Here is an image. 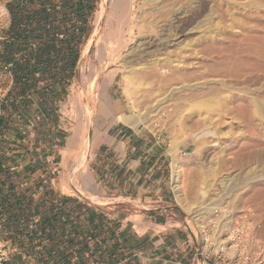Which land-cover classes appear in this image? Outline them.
Masks as SVG:
<instances>
[{
    "label": "rangeland",
    "instance_id": "1",
    "mask_svg": "<svg viewBox=\"0 0 264 264\" xmlns=\"http://www.w3.org/2000/svg\"><path fill=\"white\" fill-rule=\"evenodd\" d=\"M13 1L0 0V52L5 41V33L10 27L9 5ZM89 3L91 9L84 13L82 19L85 23L82 24L83 31L77 43L79 44L77 46L79 63L76 64L73 75L65 85L59 86L58 93L53 92L50 95L46 91L45 94L50 95L47 98L49 104L46 109L49 119L55 124V132L59 131L65 139L64 142H68V147L62 148L60 154L56 156L57 187L71 197L87 199L93 205L102 208L111 201V196L104 192V183L100 182L92 169L91 148L94 139L102 142L108 137V131L111 128L112 131L119 127H126L116 122L121 115L137 118V115H140L139 112L145 114V109L149 108L148 97L145 96L147 84L149 81L157 82L159 76L142 77L139 81L144 85L137 83V94L133 98L129 88L126 89L124 74L135 66L130 62V57L133 55L131 50L136 46L138 36L133 37L128 44H115L108 26L111 14L110 1L104 8L103 0H91ZM203 4H205L204 7L196 11V16L188 17V20L183 21L187 24L182 22L185 26L182 29L188 25L187 28H192V32L181 38L176 36L177 41L173 43L174 45L164 47L163 51L154 52L144 59V63L151 67L153 66L151 63L166 57L172 61L181 60L182 67L178 68V72L174 73L176 77H173L178 79V88L192 87L199 80L205 83L203 85L205 95L198 98L187 97L189 102L182 105L183 116L179 119L182 124L178 123L180 115L175 111L178 106H174L175 101L172 100V96H169L170 102L167 104L169 106L164 108L163 117H154L146 120V123L140 121L138 126L132 129L152 143H158L159 147L157 145L156 148L161 154H166L164 156L167 184L173 192L171 206L177 215V220L178 211L181 213L184 226L195 238L197 264H264V186L256 187V190L250 189L247 193L243 192L244 189L242 190V185L240 186L243 148L245 145L254 148L259 143L257 134L254 135L256 131H253V129L256 130L253 127L255 117L251 116L254 114L252 113L254 107L246 110L244 96L247 88L248 92L251 90L248 94H251L250 99H253L255 95L253 93L257 89L258 62L260 54L264 52V0H204ZM79 21L76 15H69L63 26L67 28ZM176 33L178 34V31ZM102 49H104L103 53ZM6 73H9V70H5L0 61V82L3 87L0 116L15 122L13 129L7 130V137H4L5 132L0 134V146H2L0 165L8 169L13 167V155L5 151L7 148L3 145L15 142L17 135L14 126H18L17 129L21 130L19 126L33 121L34 117L41 116V113L32 110V102H38L40 97L31 93L27 95L26 101L20 100L24 102L21 106L14 105L15 84L13 81L11 86L12 79ZM196 78L197 81H195ZM168 83L172 82L168 80L165 83L166 87L164 86L165 90L160 89V94H156L155 97L163 98L170 95L172 88ZM50 84L51 82L43 81L38 90L46 89ZM190 92L188 89L184 94ZM208 99L215 102L211 112L198 105L199 101ZM133 100L136 104L141 103L143 108L136 110ZM79 103L84 104L86 115L88 111H92V121L94 119L92 127L86 125V115L81 116ZM101 104L106 105L107 110L104 113L97 110L98 105ZM246 111L250 113V116ZM206 116L214 119L212 124L200 123ZM248 121H252L249 122L250 126ZM245 123L250 131L244 127ZM247 132L248 135L245 134ZM243 135H246L244 139ZM72 137L75 145L70 147L69 140ZM87 139L91 142L89 141L86 148L84 146ZM156 148H153L152 152ZM176 162L180 169L178 189L174 171ZM77 165L78 168L84 167L94 180L93 185L86 187L87 190L77 173L74 175L77 177L73 178V171ZM211 168L217 169L214 172L213 169L210 170ZM234 174L238 175H236L238 179L236 178L233 188L227 191L229 196L225 202L221 203L223 209L212 217L215 219L214 224L218 223L217 226H209L205 220L200 222L199 217L188 211V209L196 210L201 204H208L213 198L214 190L220 192L223 190L218 183L228 175ZM74 179L77 185L74 184ZM213 185L216 186L213 187ZM202 193H207L208 199ZM245 217H250V223ZM225 227L229 230L221 234L222 228ZM231 235L239 238L242 236L244 240L246 238V243L243 240V243L237 244L236 247L232 244L224 249L221 241L227 240Z\"/></svg>",
    "mask_w": 264,
    "mask_h": 264
},
{
    "label": "crops",
    "instance_id": "2",
    "mask_svg": "<svg viewBox=\"0 0 264 264\" xmlns=\"http://www.w3.org/2000/svg\"><path fill=\"white\" fill-rule=\"evenodd\" d=\"M78 45H71L67 55L77 51ZM6 74L12 86L13 76ZM37 101L32 102V110L41 116L19 126L21 130L14 126L15 142L3 145L14 161L12 168L0 165V240L12 251L8 264H65L72 255L77 264L74 250L87 244L86 264H197L195 238L184 226L181 213L178 211L177 220L171 206L173 192L167 184L166 154L156 148L159 144L137 134L132 128L138 125L119 120L129 118L123 115L116 122L126 127L111 128L102 142L94 139L92 169L104 183V192L111 196L106 206L98 208L57 187L56 156L68 142L55 132L46 109L49 102ZM105 106L98 105L97 110L104 113ZM0 118V134L13 129L15 122ZM18 200L27 213L22 221L9 211ZM37 209L42 213H29ZM71 226L79 230L74 242L82 243L75 249L70 246ZM19 231L38 237L43 234L44 240L31 243Z\"/></svg>",
    "mask_w": 264,
    "mask_h": 264
},
{
    "label": "bare ground",
    "instance_id": "3",
    "mask_svg": "<svg viewBox=\"0 0 264 264\" xmlns=\"http://www.w3.org/2000/svg\"><path fill=\"white\" fill-rule=\"evenodd\" d=\"M109 1H110V6H111L110 7L111 8V14H110L108 26L110 28L109 30L111 31V32H109L110 36L114 39L115 44H128L133 39V37L138 36V37H136L138 39V41L136 42V46L134 48H132V50H131L133 55H131L132 57H130V62L134 63L135 66H134V68L128 70L124 74V81L126 82V89H127V87L129 88V91H131V94L134 98L137 94V83H141V81H139V80L142 77H145V75L151 76L150 78H153L152 76H159V78L157 79V82L156 81L155 82L149 81L147 84V88L145 90L146 91L145 96L148 97L147 103H149V105H148L149 108L145 109V114H143L142 112H139L140 115H137V118L121 117V118H119V120L124 121L126 124L138 125V122H140V121L142 123L143 121L144 122L146 120L148 121L150 119H153L154 117H159V118L163 117L162 112L164 111L165 107L169 106V105H167L170 102L169 96H172V100L175 101L174 106L175 107L178 106L177 109L175 110L176 112H178V115H180V118H178V123L182 124L181 120H179L183 116L182 105L186 102H189V99L187 97L198 98V97H201L202 95H205V94H203V89H204L203 85L205 83H202L199 80H198L199 81L198 82L197 78H196L195 81H197V82L196 83L194 82L195 84H193L192 87L186 86L183 88H178V83H177L178 79H174L173 77H176V76H174V73L178 72V68L182 67V62H180L181 60L180 61H178V60L172 61L170 59H167V57H166L163 59H159L158 61H154L153 63H151V65H153V66L150 67V66H147V63H144L145 62L144 59L149 57L151 54H153L156 51H161L162 49H165L166 47H168V45L169 46L174 45L173 43L177 41V39H175L176 36H178V38H181L184 35H187L189 32H192V28L191 29L187 28L188 25L185 29H182L183 27H185L182 24V22L185 19L188 20V17L190 18V17H193L194 15L196 16V14H197L196 11H200L201 8L204 7V5H205V4H203L204 0H103V8L107 5V3ZM183 23H185V22H183ZM185 24H187V23H185ZM193 30H194V28H193ZM177 31H178V34L176 33ZM103 52H104V49H102V53ZM161 53H163V52H161ZM146 62H148V61L146 60ZM258 63H259V73H257L258 75H257V80H256L257 89H255V93H253V94H255L253 99H250L252 97H249V96H251V94L248 95L251 92V90H250V92H248L249 89L244 88L245 89L244 101L247 104V106L244 105V107L246 106V110H247V108H251L252 106L254 107V109H253L254 111L252 110V113H254V114L251 116L255 117V123H254L255 126L253 125V127H255L256 130L253 129V131L257 132V133L255 132V134H254L255 136H256V134H257V136L259 135V137L256 136V138H259V143L254 148H250L249 146L247 147L246 145L244 147L245 142L243 143V146H242L244 148H243V153H242V158H241V170L240 171L242 172V177H241L242 181L240 182V186L242 185V190L244 189L243 192H245V193L249 192L250 189H253V188L255 189L256 187H259V186H264V52H262L260 54ZM139 76H141V77L139 78ZM195 77L196 76L194 75V78ZM167 79L172 82V83H168V85L170 86V88H172L173 93L171 92L170 95L164 96L163 98H161V97L157 98V96L155 97L156 94L161 92L160 89L165 90L164 86L166 87L165 83L168 81ZM142 84L143 83H141V86L144 85V84L143 85ZM187 88L190 89V91H191L189 93L190 95L184 94V92L188 90ZM169 89H168V91H169ZM205 93H207V92H205ZM240 98H242V97H240ZM133 101H134V107L136 110H138L139 108H143L141 106V103L136 104L135 100H133ZM76 102H77V100H76ZM214 103L215 102H213V100L208 99V100L199 101L198 105H200L202 108H205L207 111L211 112V110L214 109V107H215ZM79 105H80L79 111H80L81 116L83 117L84 114L86 113L84 111V108H83L84 104L82 105V103L81 104L79 103ZM87 107H89L88 104H87ZM103 107L104 106H102V108ZM102 110H104V109H102ZM248 111H249V109H248ZM91 112L88 111L87 115L85 114L86 115L85 122L87 121L86 125L88 124L89 126L92 127ZM247 113L250 116L251 110H250V113L249 112H247ZM184 116H186V115H184ZM246 118L248 119L247 116H246ZM253 119L254 118H252V120ZM212 120H214V119H210L209 116L208 117L206 116L200 121V123L210 125L213 123ZM82 122H83V119H82ZM249 122L251 123L252 121H248V125H249ZM79 125H81V124H79ZM248 125L245 123L244 127H246V129H249ZM251 130H252V127H251ZM248 131H250V129ZM80 133H82L81 130H80ZM245 134L248 135V132ZM75 135H73V137ZM82 136H84L83 133H82ZM245 136L243 137V139L245 138ZM73 137H72V139H73ZM76 138H78V137H76ZM72 139H70V141H69L70 147H73V144H74V139L73 140ZM81 140H83V139H81ZM89 141L90 140H88V139L85 141L84 147H86V148L88 147ZM245 141H246V139H245ZM252 143H253V141H252ZM71 153H72V151H71ZM75 158H77V157H75ZM82 158H83V155H82ZM77 159H79V158H77ZM81 160H83V159H81ZM77 164H79V163H77ZM217 168H215V169H217ZM212 169L213 168H211L210 170H212ZM215 169H213L212 171H214ZM174 171H175V177H176V183H177V189H178V187H179L178 186L179 185L178 176H179V172H180L178 162H176L174 165ZM73 173H72L73 178L75 177L74 175L77 173L78 174L77 176L80 177V179H82V181L85 184L84 188H86L87 186H89L92 183L94 184V180H93L91 174L88 171H86V169H84V167L81 166V168H78V165H77V168L75 169V171H73ZM231 173H233V172H231ZM236 175L235 174L234 175H228L226 178H224L223 180H221L218 183V186L222 187L223 190L221 188L220 189L222 190V192H220L218 190H214L215 192L213 193V196H212L213 198H211V200L209 201L208 204H206V205L201 204V206H199L196 210L195 209L194 210L188 209V211H190L192 213V215L194 214V215H196V217H199L200 222L205 220V222L209 226H217L218 223L214 224L215 219H212V217L216 216L218 214V211L223 209V205L221 203L223 201L225 202L227 197L229 196V195L227 196V191L229 190V188L230 189L233 188L232 186H234V184L236 182V178H237ZM80 179H79V181H80ZM73 181H74V184L77 185L75 179ZM207 182L208 181H206V183ZM215 186L216 185H213V187H215ZM75 188H76V186H75ZM239 188H241V187H239ZM86 190H87V188H86ZM80 192H82V191H80ZM202 195L205 198H207V193H202ZM249 218L250 217H248V218L245 217L246 221L250 223ZM222 229L223 230H221V234L226 233L229 230V228L226 229V227L222 228ZM223 235H225V234H223ZM243 240H244V237H242V236H241V238H239L238 236L235 237V236L231 235L227 240L225 239L221 242H222L223 248L227 249L228 246H230L232 244H234L233 246L236 247L237 244L243 243ZM244 243H246V238L244 240ZM233 246H231V247H233ZM252 264H254V263H252Z\"/></svg>",
    "mask_w": 264,
    "mask_h": 264
},
{
    "label": "trees",
    "instance_id": "4",
    "mask_svg": "<svg viewBox=\"0 0 264 264\" xmlns=\"http://www.w3.org/2000/svg\"><path fill=\"white\" fill-rule=\"evenodd\" d=\"M89 2L91 0H14L9 5L11 23L5 33L0 61L4 69L9 70L13 76L15 106H21L24 102L20 100L26 101L30 93L38 95L44 103L49 102L47 98L51 93H58L59 86L65 85L73 75L78 53L70 51L67 55L66 51L80 39L83 31L82 24L85 23L82 18L84 13L91 9ZM69 15H76L80 21L65 28L63 25ZM32 44L36 47L32 48ZM43 81L51 82V84L46 87L47 90L45 88L38 90ZM46 91L50 95H46ZM16 202L15 208H10L9 211L13 213V216L15 215V219L22 221L27 218V213L21 208L20 200ZM29 213L36 216L42 211L41 209L34 212L29 210ZM19 233L22 236L26 235L31 243L39 239L41 242L44 240L43 234L38 237L31 233L24 234L22 231ZM78 234V226H71L72 249L82 244L74 242V237ZM88 248L89 244L82 246L79 251L74 250L78 257L77 264H86L84 257ZM72 260L73 255L70 260L66 259L65 264L68 262L75 264Z\"/></svg>",
    "mask_w": 264,
    "mask_h": 264
},
{
    "label": "built area",
    "instance_id": "5",
    "mask_svg": "<svg viewBox=\"0 0 264 264\" xmlns=\"http://www.w3.org/2000/svg\"><path fill=\"white\" fill-rule=\"evenodd\" d=\"M3 97V87L0 82V100ZM11 249L10 247L0 241V264H8L11 258Z\"/></svg>",
    "mask_w": 264,
    "mask_h": 264
}]
</instances>
